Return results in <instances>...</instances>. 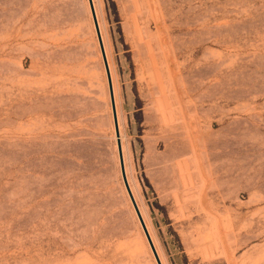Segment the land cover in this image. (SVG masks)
I'll list each match as a JSON object with an SVG mask.
<instances>
[{
    "label": "rangeland",
    "instance_id": "1",
    "mask_svg": "<svg viewBox=\"0 0 264 264\" xmlns=\"http://www.w3.org/2000/svg\"><path fill=\"white\" fill-rule=\"evenodd\" d=\"M93 3L162 263L264 264V0ZM0 264H157L89 0H0Z\"/></svg>",
    "mask_w": 264,
    "mask_h": 264
},
{
    "label": "water",
    "instance_id": "2",
    "mask_svg": "<svg viewBox=\"0 0 264 264\" xmlns=\"http://www.w3.org/2000/svg\"><path fill=\"white\" fill-rule=\"evenodd\" d=\"M89 4H90V8H91V13L93 16V21L95 24V28H96V32H97V36H98V40H99V44H100V48H101V52L103 55V60H104V64H105V68H106V73H107V78H108V84H109V92H110V98H111V105H112V111H113V117H114V123H115V131H116V136H117V145H118V152H119V159H120V165H121V172H122V177H123V181L125 184V187L127 189L128 195L131 199V202L133 204V207L135 209V212L137 214V217L140 221V224L142 226V229L146 235V238L148 240V243L150 245V248L152 250V253L155 257V260L157 262V264H163L159 254L157 252V249L155 247V244L153 242V239L149 233V230L147 228V225L145 223V220L141 214V211L139 209V206L137 204V201L133 195V192L131 190V187L129 185L128 179H127V175H126V170H125V164H124V157H123V150H122V143H121V139H120V131H119V124H118V117H117V111H116V104H115V96H114V89H113V83H112V77H111V72H110V68H109V64H108V60H107V56H106V52H105V48H104V44H103V39H102V35H101V31H100V27H99V23H98V19H97V15H96V11H95V7H94V3L93 0H89Z\"/></svg>",
    "mask_w": 264,
    "mask_h": 264
},
{
    "label": "bare ground",
    "instance_id": "3",
    "mask_svg": "<svg viewBox=\"0 0 264 264\" xmlns=\"http://www.w3.org/2000/svg\"><path fill=\"white\" fill-rule=\"evenodd\" d=\"M160 257V256H159Z\"/></svg>",
    "mask_w": 264,
    "mask_h": 264
}]
</instances>
